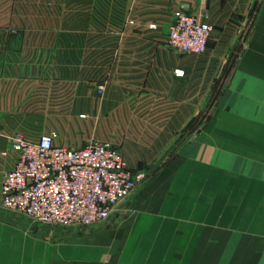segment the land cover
Segmentation results:
<instances>
[{"label":"crops","instance_id":"1","mask_svg":"<svg viewBox=\"0 0 264 264\" xmlns=\"http://www.w3.org/2000/svg\"><path fill=\"white\" fill-rule=\"evenodd\" d=\"M89 1L91 5L113 3ZM121 1L129 7L130 16L135 3ZM4 2L0 0V11L18 10L13 0L8 8ZM67 2L29 0L27 10L42 6L46 10L42 19H48L54 6L58 20H63ZM73 4L78 7L82 0ZM177 5L187 13H207L212 32L204 55L179 56L166 43L167 25L148 23L144 17L135 26L124 25L118 35L73 39L74 60L84 59L82 53L88 52L90 69L94 68L89 75L112 80L97 104L76 88L79 96L73 106H120L121 113L105 110L98 136L110 138L111 122L121 123L126 132L140 130L138 140L150 132L143 136L155 140V147L137 141L132 152L124 150L123 155L130 168L152 174L114 209L106 223L44 247L42 260L32 264H264V0H180ZM48 29L43 22L39 37L0 35V129L13 122L12 106L24 97L29 77L49 76L38 61L50 59V44L58 59L57 101H66V64L60 61L65 60L66 41L71 39L50 37ZM15 60L27 61L29 72L18 71L21 64L15 66ZM176 69L183 70L184 76H176ZM78 70L74 64V75L81 74ZM216 86L221 91L212 103ZM113 92L122 93V100L114 99ZM141 96L153 99L144 102V111L136 112L141 101L132 98ZM195 122L200 125L201 143L191 146V158L186 146L184 178L178 163L156 168L152 155H161L163 142L176 140L183 131L194 137ZM116 130L117 126L113 133ZM6 137L0 155L8 147ZM227 141H232V148ZM151 147L156 148L154 152ZM227 155L233 156L232 162ZM1 157L5 165H0V171L12 166L16 154Z\"/></svg>","mask_w":264,"mask_h":264},{"label":"rangeland","instance_id":"2","mask_svg":"<svg viewBox=\"0 0 264 264\" xmlns=\"http://www.w3.org/2000/svg\"><path fill=\"white\" fill-rule=\"evenodd\" d=\"M67 1L63 20H58V11H56V7L54 6H50L49 8L48 19H42L46 10L40 9L42 6H40L37 11L33 10L32 12L27 10L29 0H13L14 7L18 9L17 11H0V35L18 38L39 37L41 36V25L43 22H46L49 26L48 30L50 37L57 38L58 36H65L67 40L68 38L71 39L66 41L67 51L65 60L60 61V63L66 64L65 84L67 97L65 103L63 101L58 103L57 101L58 88L56 86L58 80V59L56 50H53V45L50 44V59L38 61L40 62L38 64L39 67L42 66L43 69L49 70V76L29 77L32 78V80H29L27 85H25L28 90L24 97L19 100V104L15 102L14 106H12L13 108L11 109L10 115L12 116L13 122L1 125L0 148L6 140V134L15 131H21L24 137L30 141H35L42 134L54 133L56 139L55 144L66 143L72 147L83 146L93 140L107 141L116 146L122 152V155L124 150L126 152H132L133 143L137 141L149 142L148 144L153 143L154 146L152 147H155V140H149L143 136L150 132H144L141 135L142 139L138 140L136 138H138L137 135L140 130L137 129L135 131L136 133L132 132V130L126 132L125 127H121V123L116 125L117 130L114 133L113 128L116 126L112 122L109 124L111 129L110 138L103 139L101 138L102 136H98L105 110L107 114H113L115 112L121 113L122 108H120V106L117 108L110 107L108 109L98 108L97 106L93 108L91 106H73L74 100L79 96L78 92L74 93L76 88L77 90L83 89L86 92L84 93L85 98H87V100H97V104L98 100L104 97L108 85L112 83L109 82L112 81L110 80L111 77L105 75H89L90 70H94V68L90 69L88 52L82 53L84 59L74 60V54L72 52L74 48L73 39L80 37L90 38L95 36L118 35L120 34V30L124 28V25L135 26L137 20L139 21L142 17H144V20L148 21V23L151 20H155L154 23L158 22L161 25L165 24L167 25L166 28H168V25L173 21L175 11L179 9V5L177 4L180 0H145L146 2L143 4L137 3L138 0H134L135 2L130 0V6L133 3H135L133 5H136L134 6L136 13L135 9L134 11L132 9L130 16L128 13L129 7H127L125 2L122 4L121 0H113L111 4L97 2L94 3V5H91L92 3L89 0H82V4L78 7H74V0ZM4 3H7V5L3 7L8 8V4L11 2L7 0V2ZM173 7H175V9H173ZM36 8L37 5H35V9ZM77 8L79 10H77ZM172 9L173 11L171 13ZM154 23H150L149 25ZM177 54L181 57L185 56L178 52ZM13 62L15 66L19 65V63L21 64L18 71L29 72V65L25 64L27 61L15 60ZM74 64H78L80 75H74ZM14 71H16V69H14ZM32 82L34 83L33 87L32 84H30ZM220 91L221 86H219V88L216 86L215 90L211 92L210 100L212 103L217 101ZM47 93H49V101L47 99ZM122 96L120 92H113V98L118 101L122 100ZM132 99H137V102L139 100L141 101L137 104L135 111L142 112L144 111V102L152 101L153 98L141 96L140 98L133 97ZM148 111H150L149 108ZM152 111L154 112V110ZM102 126L104 125L102 124ZM142 126L145 127L146 125L143 124ZM147 126L152 128L151 125ZM153 127L158 129L160 125H153ZM193 127L194 137H190L189 135L187 137L183 131L176 140L163 142L161 155H152L156 168L166 164L178 163L180 166L179 171H183L184 178L186 173L184 171L185 164L187 163V159L192 156L191 146L193 144L197 145L199 142L201 143L197 135L200 125H197L195 122ZM231 143L232 141H227V145L232 148L233 143ZM186 146H189L188 158ZM152 147L150 148V152H154L156 149ZM196 148L194 149V153L199 151L198 146ZM1 156L6 155H0V165L3 166L5 160L2 159ZM226 158L231 160V162L233 161L232 155H227ZM199 162H202V159ZM3 170L6 169H1V171ZM133 170L145 171L146 177L152 174L146 169ZM177 175L178 173H176L175 178H178ZM107 220L90 226L72 225L63 227L58 225H46L33 220L29 216L6 209L0 205V264H32V261H40L42 260V251L44 247L58 244L64 240L65 236L70 234L84 233L90 228L101 226L106 223Z\"/></svg>","mask_w":264,"mask_h":264},{"label":"built area","instance_id":"3","mask_svg":"<svg viewBox=\"0 0 264 264\" xmlns=\"http://www.w3.org/2000/svg\"><path fill=\"white\" fill-rule=\"evenodd\" d=\"M207 18L202 10L177 9L168 27V47L184 55H204L212 32ZM174 74L183 77L184 71ZM6 138L2 155L15 153L16 158L0 172V205L42 224L90 226L105 221L146 177L145 171L129 168L122 152L107 141L72 147L56 145L54 133L35 141L17 132Z\"/></svg>","mask_w":264,"mask_h":264}]
</instances>
